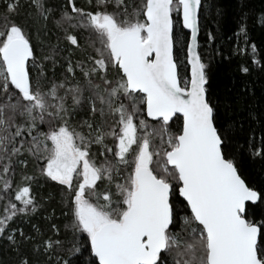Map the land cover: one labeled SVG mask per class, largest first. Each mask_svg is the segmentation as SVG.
Here are the masks:
<instances>
[{"label":"snow or ice","instance_id":"1","mask_svg":"<svg viewBox=\"0 0 264 264\" xmlns=\"http://www.w3.org/2000/svg\"><path fill=\"white\" fill-rule=\"evenodd\" d=\"M110 3L89 0L86 8L66 0L54 16L56 7L32 0L36 22L46 28L53 16L64 38L83 53L74 60L70 48L57 79L56 45L52 56L37 63L24 26L9 19L20 2L6 0L0 31V234L7 233L17 252L21 242L35 239L9 225L18 214L35 211L32 182L44 176L64 186L60 199L70 238L66 249L63 241L46 239L34 251L60 249L56 264H264V189L242 178L228 152L232 128L217 124L196 44L201 0H115L109 10ZM70 29L89 33L87 47ZM183 29L191 38L182 44ZM239 32L245 33L244 25ZM251 52L252 62L260 63L255 44ZM50 59L51 77L44 63ZM241 71L249 69L242 65ZM85 106L87 117L77 119ZM176 116L182 123L172 131ZM93 145L104 157L99 164ZM253 155H264V147ZM29 158L35 174L21 171L13 188L17 166L25 169ZM18 231L20 240L13 235ZM17 264L31 261L23 255Z\"/></svg>","mask_w":264,"mask_h":264},{"label":"trees","instance_id":"2","mask_svg":"<svg viewBox=\"0 0 264 264\" xmlns=\"http://www.w3.org/2000/svg\"><path fill=\"white\" fill-rule=\"evenodd\" d=\"M19 2L20 7L9 19L24 26L30 37L37 63L44 56H52L53 46L56 45L54 59L60 63L55 67V76L60 79L61 73L64 72L63 65L68 56V50L71 48L74 53L72 58L79 60L83 58L81 49L71 45V42L64 38L65 33L54 24L53 16H49L46 21V28L43 27L44 21L36 22L37 13L32 0H19ZM43 2L46 7L57 8L53 14L55 16L59 15V7L64 5L66 0H43ZM126 2L131 3L132 0H126ZM74 3L77 7H91L89 0H74ZM114 3L115 0L108 5L109 10L113 9ZM5 6L6 0H0V31L4 26ZM172 16L174 21L178 19L177 12L174 11ZM241 25L245 26V33L239 32ZM64 27L67 25L65 24ZM70 31L77 36L81 48L87 47L89 36L87 31L83 29H70ZM179 35L183 44L188 39V32L183 29ZM253 44L256 45V58L260 63L252 62L251 46ZM88 51L92 53L91 48ZM198 51L206 65L207 94L216 106L217 124L222 126L227 122L232 128L230 143L227 146L228 152L234 155L242 178L250 186L255 185L257 190L264 189V155H253L255 148L264 147V0H201ZM181 52V45H177L175 54L178 59L181 58ZM44 63L47 75L53 76L52 60ZM242 65L249 71H241ZM29 69L33 71L31 58ZM181 71L188 74V69L182 68ZM65 75L68 74L65 73ZM76 77L83 82V76L79 70L76 71ZM72 82L75 83V80ZM84 95L87 96L88 92L85 91ZM87 115L88 110L85 106L82 112H78L77 119ZM181 123L182 117H174L170 121V129L176 131ZM105 143H111V139H107ZM92 152L96 162L101 163L104 157L100 155L97 145L92 146ZM21 171L35 174L36 165L31 158L25 169L17 166L13 188L20 180ZM63 188L64 186L58 182L44 176H37L32 182V192L37 208L35 211H29L26 216L18 214L10 222L9 228H22L25 236L31 235L35 239L21 242L17 252L5 239L7 233L0 234V264H17L18 259L23 255L28 256L31 264H56V257L63 255L60 249L54 248L45 254L43 251H34V245L51 239L61 240L64 242L63 247L65 249L68 247L70 233L65 231L67 216L63 214L66 209L63 208L60 199ZM2 207L3 201H0V208ZM53 224L59 228V232L52 228ZM13 235L17 240L21 239L19 231ZM83 235L80 238V244L82 249H86L89 246L84 243ZM82 259H89L88 251H84ZM74 264L79 262L74 261Z\"/></svg>","mask_w":264,"mask_h":264},{"label":"water","instance_id":"3","mask_svg":"<svg viewBox=\"0 0 264 264\" xmlns=\"http://www.w3.org/2000/svg\"><path fill=\"white\" fill-rule=\"evenodd\" d=\"M185 30L188 32V39L191 38V31L188 29H185ZM198 37H199V9H198V29H197V34H196L197 50H198ZM188 74H190V69H188ZM148 119L152 120V118H148Z\"/></svg>","mask_w":264,"mask_h":264}]
</instances>
